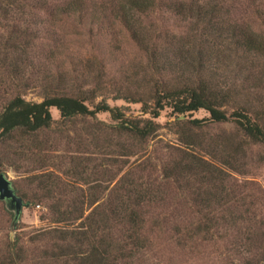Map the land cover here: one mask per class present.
<instances>
[{"label": "trees", "instance_id": "16d2710c", "mask_svg": "<svg viewBox=\"0 0 264 264\" xmlns=\"http://www.w3.org/2000/svg\"><path fill=\"white\" fill-rule=\"evenodd\" d=\"M229 1L119 2L114 17L126 29L130 39L145 52L147 64L142 87L136 84L126 87L114 79L106 80L104 64L95 56L92 63L98 65L101 71L81 83H76L74 79L67 82L68 72L74 68H65L61 59L63 50L57 44L42 48L34 43L42 36V31H48V22L39 16L38 10H55L57 19L75 15L88 24V32L94 29L98 34L108 32L113 26L106 21L103 12L78 0H59L52 4L48 0H0V146L9 153H0V171L10 155L15 158L24 153L30 142L40 149L44 142L39 134L53 127L66 134L78 127L80 120L85 122L88 116L95 118L94 125L97 127L96 121H102L96 118L99 112L108 113L109 120L103 121V124L112 133L135 138L141 145L148 144L160 125L157 117L165 109H169L172 116L167 120L168 124L178 127L181 141L186 146L202 144L200 129L204 124L225 121L233 122L237 130L253 142H264V107L261 102L257 106L260 93L264 90V77L251 72L236 83L218 71L225 62L222 59L223 50L228 51V48L254 56L264 55V31L249 21L232 16L228 18L231 12ZM246 1L255 3L256 16L264 25V1ZM166 15L189 29L191 24L198 25L199 35L195 37L205 34L211 39L196 40L191 32L174 30L164 21ZM51 37L57 40L53 33ZM229 53L225 52L224 56ZM244 68L240 65L239 71ZM29 85L39 87L38 99L25 97L24 90ZM108 98L139 102L142 112L147 115L130 116L122 106L110 104ZM253 98L257 101L253 102ZM50 107L58 110L57 119L53 118ZM227 107H231L230 110ZM198 109H204L207 115L187 118ZM83 125L90 131L86 124ZM88 143L100 146L102 141ZM211 143L219 147L215 141ZM181 151L187 153L184 149ZM224 157L216 159L224 167L231 165L230 160ZM166 168L165 178L168 179L175 180L197 170L201 182L214 179L216 189L213 183L206 189L197 187L194 195L197 204L209 206L211 201H215L222 206L235 201L236 193L225 186V169L201 154L191 152L189 159L183 156ZM45 175L47 178H37L35 187L38 190L29 194L18 186L16 192L33 204L44 202L48 209L47 217H52L53 221L69 222L67 229H54L61 244L45 252L24 244L23 237L16 232L13 238L7 236L0 244V264H143L142 249L149 242L145 225L147 219H150L149 230L174 231L181 236L179 241L188 237L186 226H180L169 218H176L177 206L163 213L152 210L154 214L149 216L151 211L146 206L151 200L157 201L160 188L140 183L136 187L131 185L132 180H125L119 187L121 174L112 185V198H107L105 207L98 206L86 212L87 209L78 203L82 193L72 187L59 192L55 188L59 185L58 173L49 170ZM61 183L67 184L64 180ZM59 193L66 197L65 203L62 202L64 199L56 196ZM123 198L126 207L119 205ZM6 207L13 217V209L8 205ZM196 211L201 212V208ZM202 215L197 232L206 230L211 223L213 225L207 210ZM79 218L80 222L74 224V220ZM256 235L254 232L253 236Z\"/></svg>", "mask_w": 264, "mask_h": 264}, {"label": "rangeland", "instance_id": "374dc122", "mask_svg": "<svg viewBox=\"0 0 264 264\" xmlns=\"http://www.w3.org/2000/svg\"><path fill=\"white\" fill-rule=\"evenodd\" d=\"M48 1L52 4L59 0ZM78 1L103 12L106 21L113 25L109 31L104 34H98L94 29L88 32V24L75 15H65L57 19L55 10H38L39 16L48 22V31H42V36L35 39L34 43L42 48L57 44L63 50L61 59L65 62V68L70 70L71 67L74 68L68 72L67 82L74 79L76 83H81L93 77L100 70L98 65L92 63L95 56L104 64L106 80L114 79L118 84L126 87L130 84L142 87L141 81L147 73L145 52L130 39L126 29L114 17L119 2L123 0ZM229 4L231 12L228 18L232 16L249 21L256 28L264 31V25L255 13L257 8L255 3L230 0ZM262 7L264 9V5ZM164 21L181 33L191 32L196 40L211 39L205 34L195 37L199 35L198 25L191 24L192 28L189 29L183 24L180 26L181 23L177 19L167 15ZM52 33L57 40L52 39ZM228 51L230 53L225 57L224 53ZM228 51L223 50L222 59L225 62L218 69L221 75L228 76L230 81L236 83L251 72L259 73L264 77V55L254 56L239 49L234 52L231 48H228ZM240 65L245 66L241 72ZM38 90V86L29 85L24 90V95L28 99H38ZM260 95V99L257 101L253 98V102L257 101V106L261 102L264 107V90ZM108 101L112 105L122 106L130 116L147 115L142 112L139 102L112 98H108ZM230 108L227 107L228 110ZM50 110L53 118L57 119L58 110L55 107H50ZM205 115L207 112L204 109H198L187 115V118ZM96 118L102 120L96 121L97 127L94 125L95 118L88 116L85 122L80 120L78 127L74 130L70 129L66 134L60 133L57 127H53L39 134V138L44 142L40 149L35 148L36 146L30 142L24 153L15 158L10 155V159L4 161L1 171L10 178L15 191L19 186L31 194L30 192L38 190L35 187L37 178H47L45 174L52 170L58 173L59 185L55 187L57 191L63 192L67 187H72L78 193H82L78 203L83 205L87 212L98 206L105 207L107 198H112L113 183L122 174L121 180H118L119 187L125 180H132L131 185L136 187H139L140 183L160 188L157 191V201L151 200L150 205L146 206L151 211L148 212L149 216L154 214L152 210L157 209L163 213L170 208L174 210V206H177L178 211L176 216L174 215L176 218L174 220L173 217L169 216V218L180 226L185 225L188 230V237L179 241L181 236L174 231L149 230L150 219L145 220L149 242L148 246L142 249L143 264H247L245 263L247 261L264 264L263 141L253 142L252 139L241 134L233 122L225 121L204 124L200 129L202 144L195 147L186 146L181 141L178 127L168 124L167 120L172 116L169 109H165L157 117L160 125L152 134L148 144L141 145L135 138L112 133L103 124V121L109 120L107 112H99ZM83 124H86L90 131H87ZM95 140L102 141L100 146L88 143ZM212 141L218 143L219 147L213 145ZM183 149L187 153L182 152ZM191 152L201 154L225 169V186L236 193L234 203L238 202L237 204L231 201L222 206L215 201H211L209 206L197 204L194 195L198 191V186L202 190L213 183V188L216 189L214 179L200 181L198 170L187 172L186 176H178L175 180L165 178L167 165L183 156L189 159ZM0 153L9 154L2 146ZM212 156L216 158L225 156L224 158L230 160L231 165L224 167ZM42 174L43 176H40ZM63 180L67 184L61 183ZM56 196L66 198L60 193ZM23 200L28 204L23 206L20 218L14 225H12L13 217L6 207V200H0V244L7 236L13 238V234L17 232L23 237L24 244L49 252L51 247L61 244L54 229H67L69 222L59 223L53 221L52 217H47L48 209L44 202L33 204L26 197ZM122 200L119 205L126 207L125 199ZM62 202L65 203L66 199ZM198 208H201V212L196 211ZM205 210L208 211L209 217H212L213 225L211 223L206 230L197 232L196 227L202 220ZM80 220L81 218L74 220V224ZM254 232L257 234L255 237Z\"/></svg>", "mask_w": 264, "mask_h": 264}, {"label": "water", "instance_id": "95a60500", "mask_svg": "<svg viewBox=\"0 0 264 264\" xmlns=\"http://www.w3.org/2000/svg\"><path fill=\"white\" fill-rule=\"evenodd\" d=\"M0 199H4L7 205L13 209L12 225L20 218L21 211L24 205L28 202L16 193L12 186L10 178L2 171H0Z\"/></svg>", "mask_w": 264, "mask_h": 264}]
</instances>
